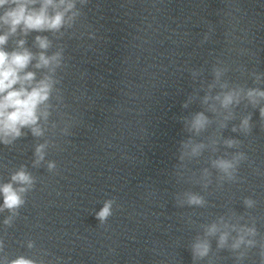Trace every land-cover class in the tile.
I'll return each instance as SVG.
<instances>
[{"label": "clouds", "instance_id": "1", "mask_svg": "<svg viewBox=\"0 0 264 264\" xmlns=\"http://www.w3.org/2000/svg\"><path fill=\"white\" fill-rule=\"evenodd\" d=\"M88 0H0V144L12 146L23 137L31 134L35 139H42V143L35 144L33 167H39L45 161L49 147H55V140L48 136L51 133L55 137L58 122L52 119L54 112L59 113L58 101H63L62 89L58 87L61 79L58 71L66 67L63 45L49 54L53 47V40L46 35H37L34 45L39 50L33 52L26 47V37L32 33H52L57 40H62L65 35L69 38L75 35L70 31L75 28L77 21L82 15V7ZM80 5L81 7H78ZM19 35L16 47L12 51L6 50L11 37ZM91 35V34H90ZM207 38V37H206ZM35 61V63H33ZM37 70H44L40 78L36 71H29V66ZM217 80L221 71L214 69ZM195 75V73H193ZM254 83L259 84L264 73H252ZM215 87L208 85L209 90ZM222 91L215 97L205 95L203 103L208 104L210 99L220 103L224 109H230L233 105H239L246 100L253 108L264 102V89L260 87H234L229 88L227 83L220 85ZM223 89H227L223 91ZM188 103L184 104L187 107ZM213 112L215 108L211 109ZM259 115L264 122V106L259 107ZM233 118L230 112L224 117V121ZM251 114L242 117L238 126H233V132H241L244 135L251 133ZM211 121L203 111L195 113L191 119H186L187 130L196 135L207 130ZM221 122L220 127H226ZM264 127V123L261 125ZM67 134V129L61 130ZM48 137V138H46ZM217 142L212 141L215 145ZM241 141L237 139L224 140L228 148L239 149ZM206 145L203 142H194L191 139L181 142L179 160L183 162L186 157L199 158L202 156ZM248 160L243 151L237 150L226 156H219L210 160L212 169L219 174L220 186L224 182H235L238 178V170L242 162ZM57 168L55 161L47 162L49 172ZM211 172L205 167L201 170L202 187L206 190L209 184ZM36 184V178L27 170L26 165H21L11 172L9 180L0 183V214L7 212L3 219V225L11 227L20 209L26 203L27 194L32 191ZM177 196L179 207H204L207 205L205 197L197 192L187 191ZM256 201L246 197L243 204L246 209L256 206ZM115 199H106L103 207L95 213L100 225H104L113 215ZM235 217L236 222L226 220L223 216L218 221L203 225V236H196L191 244L193 261L204 260L212 251L209 237H216L218 250L227 249L234 254L236 264H242L248 252L253 248L259 249L260 264H264V237L260 236L255 220L251 223H241L243 216ZM234 234V235H233ZM260 236V239L257 237ZM34 242L29 240L27 248L33 249ZM5 248L4 240L0 239V253ZM0 264H45L43 259L37 260L20 255L9 259L6 255L0 256ZM211 264V261H209Z\"/></svg>", "mask_w": 264, "mask_h": 264}]
</instances>
